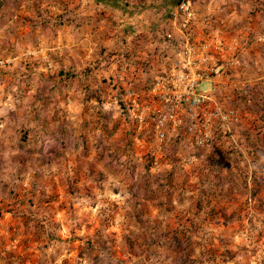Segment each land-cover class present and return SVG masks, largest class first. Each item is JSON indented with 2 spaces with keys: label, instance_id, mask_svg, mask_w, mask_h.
Returning <instances> with one entry per match:
<instances>
[{
  "label": "rangeland",
  "instance_id": "374dc122",
  "mask_svg": "<svg viewBox=\"0 0 264 264\" xmlns=\"http://www.w3.org/2000/svg\"><path fill=\"white\" fill-rule=\"evenodd\" d=\"M188 1L236 113L202 144L122 100L175 62L176 0H0V264H264V0Z\"/></svg>",
  "mask_w": 264,
  "mask_h": 264
},
{
  "label": "built area",
  "instance_id": "2783aa9c",
  "mask_svg": "<svg viewBox=\"0 0 264 264\" xmlns=\"http://www.w3.org/2000/svg\"><path fill=\"white\" fill-rule=\"evenodd\" d=\"M173 17L178 19L179 31L175 62L143 91L124 89V111L139 127L150 128L158 140L174 136L179 129H188L200 133L202 144L211 139L213 121L217 122L219 133L226 135L236 120L234 109L223 111L214 100L216 85L225 78L226 68L215 63L207 45L194 42L188 0H176Z\"/></svg>",
  "mask_w": 264,
  "mask_h": 264
}]
</instances>
